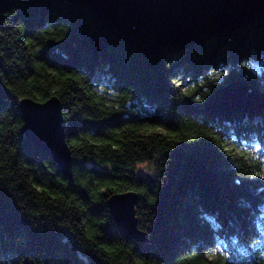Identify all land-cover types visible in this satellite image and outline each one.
<instances>
[{
  "label": "trees",
  "instance_id": "16d2710c",
  "mask_svg": "<svg viewBox=\"0 0 264 264\" xmlns=\"http://www.w3.org/2000/svg\"><path fill=\"white\" fill-rule=\"evenodd\" d=\"M234 80L264 93V14L149 54L70 0H2L0 264H264V105L202 108ZM51 96L71 180L22 133L19 99Z\"/></svg>",
  "mask_w": 264,
  "mask_h": 264
},
{
  "label": "water",
  "instance_id": "95a60500",
  "mask_svg": "<svg viewBox=\"0 0 264 264\" xmlns=\"http://www.w3.org/2000/svg\"><path fill=\"white\" fill-rule=\"evenodd\" d=\"M2 0H0L1 2ZM83 5L105 24L111 35L124 39L146 53L165 46L200 42L264 14V0H70ZM264 105V93L242 80L215 88L202 104L214 114L254 111ZM24 137L53 158L68 180L72 178L71 153L65 141V124L58 98L43 102L23 97L18 101ZM134 191L115 193L107 206L115 227L125 240L142 241L137 228Z\"/></svg>",
  "mask_w": 264,
  "mask_h": 264
},
{
  "label": "rangeland",
  "instance_id": "374dc122",
  "mask_svg": "<svg viewBox=\"0 0 264 264\" xmlns=\"http://www.w3.org/2000/svg\"><path fill=\"white\" fill-rule=\"evenodd\" d=\"M145 170H146V167L144 165L139 166V171L145 172Z\"/></svg>",
  "mask_w": 264,
  "mask_h": 264
}]
</instances>
